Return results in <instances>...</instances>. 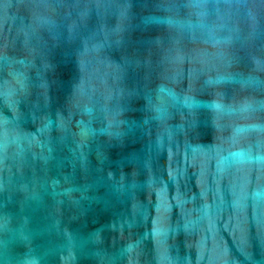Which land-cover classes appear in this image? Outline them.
Instances as JSON below:
<instances>
[{
  "label": "water",
  "instance_id": "water-1",
  "mask_svg": "<svg viewBox=\"0 0 264 264\" xmlns=\"http://www.w3.org/2000/svg\"><path fill=\"white\" fill-rule=\"evenodd\" d=\"M264 0H0V264H264Z\"/></svg>",
  "mask_w": 264,
  "mask_h": 264
},
{
  "label": "clouds",
  "instance_id": "clouds-1",
  "mask_svg": "<svg viewBox=\"0 0 264 264\" xmlns=\"http://www.w3.org/2000/svg\"><path fill=\"white\" fill-rule=\"evenodd\" d=\"M230 160L237 164H256L264 166V152H257L255 155H249L245 149H239L230 154Z\"/></svg>",
  "mask_w": 264,
  "mask_h": 264
}]
</instances>
